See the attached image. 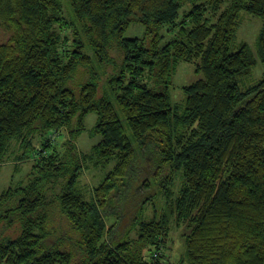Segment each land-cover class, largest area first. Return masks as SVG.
<instances>
[{
	"label": "trees",
	"instance_id": "1",
	"mask_svg": "<svg viewBox=\"0 0 264 264\" xmlns=\"http://www.w3.org/2000/svg\"><path fill=\"white\" fill-rule=\"evenodd\" d=\"M185 3L191 9L175 23ZM222 5L223 0H0V30L8 34L0 44V163L12 141L27 156L34 149L32 134L83 131L90 113L97 115L94 133L100 136L83 156L71 141L64 156L45 155L51 146L46 142L38 151L40 175L0 195V232L12 227V219L19 223L15 237L0 233V264H164L168 216L137 218L135 241L127 235L108 240L113 230L102 216L141 159L155 180L159 176L162 197L172 198L176 177L181 180L171 213L177 225L190 226L179 264H264V79L241 91L239 79L256 60L246 44L231 51L245 12L262 21L257 44L264 63V0ZM132 21L145 28L147 38L124 39ZM166 25L175 35L161 47L157 31ZM93 60L106 68L102 92L92 81L76 95L68 83ZM196 62L203 79L184 87V102L173 107L175 66ZM112 160V171L91 201L84 200L76 188L84 164ZM60 179L64 184L54 202L76 232V250L61 236L50 240L43 190Z\"/></svg>",
	"mask_w": 264,
	"mask_h": 264
},
{
	"label": "rangeland",
	"instance_id": "2",
	"mask_svg": "<svg viewBox=\"0 0 264 264\" xmlns=\"http://www.w3.org/2000/svg\"><path fill=\"white\" fill-rule=\"evenodd\" d=\"M232 0H223L221 9H225ZM203 0H196V4L202 3ZM192 3H185L178 12V17L175 23H179L183 16L191 9ZM262 30V21L258 17L242 12L239 14V26L237 28L234 45L231 49L236 52L242 45L246 44L250 52L256 60L255 67L251 70L248 76L239 79V88L245 91L250 86H253L264 79V63L258 57V37ZM161 37L160 45L164 46L170 42L175 35V31L170 30L169 26H163L157 31ZM147 38L145 35V28L138 22L132 21L124 33V39H143ZM8 39V34L0 30V44ZM150 42V39H149ZM145 44L148 42L145 40ZM84 53L92 59L94 58L92 52L88 47H85ZM121 57H119L120 59ZM196 63H179L175 66L172 77L171 86L169 88L171 104L173 107H179L185 99L183 88L190 86L200 79H203L201 73L196 72ZM105 67L100 66L95 60L88 69L79 68L76 74L68 83L70 88L76 95L80 92V87L86 82L95 81L99 85L100 94L101 88L105 84L107 78L105 74ZM106 78V79H105ZM109 94V92H107ZM97 124V115L90 113L84 120V130L75 133H68L67 129H60L58 132H48L44 135L41 133L32 134L31 143L33 150H29L28 155L21 154L24 150L19 148L16 141H12L9 146V153L5 156L4 160L0 163V195L9 189H16L26 186L33 178L38 177L40 174L37 172V158L40 157L38 151H42L41 145L50 142L51 146L48 150H44L45 155L53 151L59 152L60 157L64 156L66 142L71 141L75 144L76 152L78 155H88L91 149L96 146L100 141V136L94 133V128ZM126 135L132 141L130 132L127 130ZM21 151V153H20ZM42 153V152H41ZM23 156L22 158H16ZM39 155V156H38ZM42 157V156H41ZM142 158V157H141ZM20 161V162H19ZM131 174L119 183V187L111 194V200L102 213L105 226L108 231L112 227V235L108 237L110 241H117L123 239L127 235L130 241L137 240L138 227L135 225L137 218L144 221H151L153 217L160 219L164 215L168 216L169 235L167 236L165 249L162 254L164 256V264H179L185 257V239L188 235V226L190 224L175 223L173 214L171 213L172 201L177 198L181 189V180L177 176L171 191L173 196L170 195L169 199L162 197V193L157 189L156 183L159 181L154 177L153 168L144 165L141 159ZM115 161L112 160L108 165H97L94 161L86 162L81 169L80 176L77 179L76 188L82 198L86 201H91L94 189L105 179L114 167ZM64 181L62 179L53 182L45 187L43 194L46 197L45 210L51 213V222L49 231L51 233L50 240L56 239L61 236L64 245L71 249L76 250L77 235L68 225L67 220L60 215L54 199L56 195L60 194ZM123 198V200H122ZM149 201L144 202V199ZM122 201V202H121ZM11 204L10 206H12ZM50 206V207H49ZM172 215V216H171ZM13 220L11 228L4 226L1 229V234L10 238L18 234L19 223ZM54 236V237H53ZM116 238V239H115ZM75 246V247H74ZM83 253L79 250L76 256V261L81 262Z\"/></svg>",
	"mask_w": 264,
	"mask_h": 264
}]
</instances>
